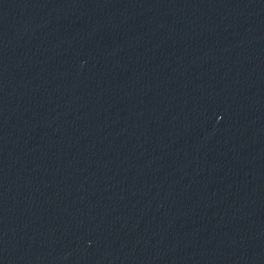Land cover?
<instances>
[{
	"label": "water",
	"instance_id": "obj_1",
	"mask_svg": "<svg viewBox=\"0 0 264 264\" xmlns=\"http://www.w3.org/2000/svg\"><path fill=\"white\" fill-rule=\"evenodd\" d=\"M0 264H264V0H0Z\"/></svg>",
	"mask_w": 264,
	"mask_h": 264
}]
</instances>
